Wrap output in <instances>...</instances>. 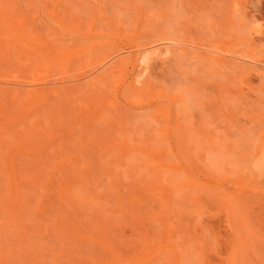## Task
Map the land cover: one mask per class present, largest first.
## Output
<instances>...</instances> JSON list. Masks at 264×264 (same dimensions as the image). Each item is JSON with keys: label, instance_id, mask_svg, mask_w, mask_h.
Masks as SVG:
<instances>
[{"label": "rangeland", "instance_id": "374dc122", "mask_svg": "<svg viewBox=\"0 0 264 264\" xmlns=\"http://www.w3.org/2000/svg\"><path fill=\"white\" fill-rule=\"evenodd\" d=\"M250 146L264 0H0V264H264Z\"/></svg>", "mask_w": 264, "mask_h": 264}, {"label": "bare ground", "instance_id": "6f19581e", "mask_svg": "<svg viewBox=\"0 0 264 264\" xmlns=\"http://www.w3.org/2000/svg\"><path fill=\"white\" fill-rule=\"evenodd\" d=\"M262 38H263V37H262ZM194 45H195V44H194ZM197 47H198V46H197ZM198 48H199V47H198ZM164 50H167V49H164ZM167 51H168V50H167ZM158 52H159V50H157V49L154 50V49H153L152 52H151L150 54H152V55H154V54L158 55V54H159V55H160V52H159V53H158ZM163 53H164V52H163ZM166 53H167V52H166ZM166 53H165V54H166ZM169 53H170V52H169ZM169 53H168V54H169ZM156 55H155V56H156ZM159 55H158V56H159ZM166 56H167V55H166ZM104 57H105V56H104ZM104 57H103V58H104ZM166 58H167V57H166ZM210 58H212V60H214V62H217V63H222V61H223L222 58H221L220 56H213V55H211ZM148 59H149V58H148ZM148 59H147L146 61H149ZM105 60H106V58L103 59L102 61L104 62ZM161 60H162V59H161ZM99 62H100V61H99ZM103 62H102V64H103ZM115 62H116V61H115ZM100 63H101V62H100ZM100 63H99V64H100ZM112 64H113V63H112ZM145 64H146V67H148L147 65L149 64V62H148V64H147V63H145V60H144V63H142V65L144 66ZM149 65H150V64H149ZM149 68H150V67H149ZM113 69H115V68H113ZM113 69H112V70H113ZM116 69H117V68H116ZM140 69H141V67H140ZM142 69H144V67H143ZM108 70H109V69H108ZM145 70L148 71V68H146ZM141 71H142V70H141ZM99 72H100V71H99ZM104 72H106V74H107L108 71L105 70V71H103V73H100V74L94 76L93 81H92V80H91V81H92L93 83L96 82V84L99 85L97 82H98V81L100 82L101 79L104 78V76L106 75V74H104ZM137 72H138V71H137ZM142 72L145 73L144 71H142ZM142 72H141V73H142ZM97 73H98V72H97ZM146 73H148V72H146ZM146 73H145V74H146ZM134 74H135V73H134ZM143 75H144V74H143ZM133 76H134V75H133ZM135 76H136V75H135ZM138 76H139V74H138ZM144 76H145V75H144ZM144 76H143V77H144ZM146 76H147V75H146ZM130 77H131V76H130ZM141 77H142V75H141ZM141 77H140V78H141ZM138 78H139V77H138ZM138 78H137V77H135V78L133 77L131 80H129L130 82L127 83V85H128L127 88H128V90H129V91H128L129 94H130L131 92H132L131 94H133L132 97L128 98V101H129V99H131L133 102H135V103H132V101L130 102V103H132V105H134V106H135V104H137V106H139L142 102L145 101V97L142 98V99H144V100H142V99H140L142 95H140V94L138 95L137 93H133V91H132V90H134V88L136 87V85H139V84H136V83H140V82L142 81V80H139ZM144 79H145V78H143V80H144ZM103 81H104V80H103ZM79 83H80V82H79ZM74 84H75V83H74ZM77 84H78V83H77ZM88 84H90V82H89ZM91 84H92V83H91ZM102 84H103V82H102ZM135 84H136V85H135ZM100 85H101V84H100ZM91 86L93 87V88H92V87H91V88L95 90V88H94L95 85L93 86V84H92ZM64 87H65V86H62L61 88H58L56 91L53 92V94H55L56 96H60V95L63 96V95H65L66 97H68V94H71V93H73L74 91H78V90H82V89H84V88L81 89V87H80L79 84L76 85V86H73L72 88H69V89H68L67 86H66L67 89L64 88ZM69 87H71V86H69ZM43 88H44V87H43ZM43 88H41V87H40V89H35V88L33 89V88H31V90H30V89L28 90V93H29L28 95H29L30 97H32L33 99H39V100H43V99H44V100H45L46 96L49 94V92H51V90H49V89H48V90H45V89H47V88H45V89H43ZM86 88H87V87H86ZM102 88H103V87H102ZM136 88H137V87H136ZM136 88H135V89H136ZM123 90H124V89H123ZM99 92H100V91H99ZM125 92H126V91H125ZM60 93H61V94H60ZM77 93H78V92H77ZM129 94H128V95H129ZM94 96H95V95H94ZM100 96H101V95H100ZM130 96H131V95H130ZM174 96H175V97H174ZM174 96L172 97V98H173L172 101H171V100H170V101H166V102H168V103H171V106H169V104H166V106L168 105V106L170 107V108H169L170 110L173 109L172 106H173V107H175V105H178V106H179L180 103H181L180 100L178 99L180 103L175 104V103H177V100L175 101L174 98H175V99L178 98V97H177L178 95L176 94V95H174ZM128 97H129V96H128ZM142 97H143V96H142ZM90 98H91V97H90ZM172 98H171V99H172ZM135 99H139L140 102L136 101ZM180 99L183 100V98H181V96H180ZM141 100H142V101H141ZM153 100H155V99L150 100V104H151V102H152ZM182 100H181V101H182ZM98 101H99V100H98ZM174 101H175V103H174ZM147 102H148V101H147ZM153 102H154V101H153ZM153 102H152V103H153ZM156 102H157V101H156ZM160 102H162V101H159V104H161ZM172 102H173V103H172ZM163 103H164V102H163ZM182 103L184 104V102H182ZM142 104H143V103H142ZM146 104H149V103H146ZM157 104H158V102L156 103V106L160 108V106H158L159 104H158V105H157ZM172 104H175V105H172ZM181 105H182V104H181ZM181 105H180V106H181ZM161 106H162V105H161ZM163 106H164V105H163ZM166 106H165V107H166ZM157 107H156V109H157ZM167 108H168V107H166V109H167ZM160 109H161V108H160ZM158 110H159V109H158ZM170 110H168V111H170ZM173 110H174V109H173ZM159 111H161V110H159ZM171 112L173 113V111H171ZM166 113H167V114H165V115H166V118H167V117H170L169 112H166ZM172 113H171V114H172ZM167 115H169V116H167ZM175 122H176V121H175ZM176 124H177V122H176ZM176 124H175V125L173 124V125H174V131H173V129H172V133H171V131L169 132V128H166V129H164V130L162 131V133L160 134V135L162 136V139H163V140H167V141H166L167 143L170 142L169 144H171V142L174 141V140H175V142H176V140L179 141L178 139H175V138H176L175 136L178 135V134H179V135L177 136V138L181 136V137H180V141H183V140L186 141L187 135L191 134V133H188V132L186 133V131H184L185 129H182L183 125L181 126V124H180V125H179V124L176 125ZM175 127H176L177 129H176ZM161 129H162V128H161ZM156 131H157V130H156ZM168 132H169V133H168ZM173 139H174V140H173ZM152 140H153V139H152ZM171 140H172V141H171ZM185 141H184V142H185ZM253 141H254V140H253ZM253 143H255V142H253ZM158 146H160V145H158ZM169 146H170V145H169ZM253 146H254V145H253ZM170 147H172V145H171ZM250 147H251V146H250ZM250 147H249V148H250ZM94 148H95V147H94ZM252 148H253V147H251V149H252ZM96 150H97V149H96ZM252 150H253V149H252ZM249 152H253V154H252V153H249ZM160 153H161V155H159ZM165 153H167V152H165ZM247 153H249L250 155L252 154V155H251L252 157H250V155H249V157H248V158H251V160L248 159V158H246V159H247V163L251 162V164L249 163V166L251 165L252 168H259L260 166L264 165V154H263V153H264V149L261 148V149L259 150L258 147H255L253 151H251V150L249 149V151H248ZM152 154H153L152 157H154V156L156 157V156L159 155L158 157H156V160H157V161H155V162H156V164H157V162H158V164H160V165L162 166V164L164 163V160H162V161H163V163H162L161 158H159L160 156H161V157L163 156V155H162L163 153L161 152V150H160V152H159V150H157L156 153L153 151ZM154 154H155V155H154ZM155 157H154L153 160H155ZM199 157H200V156H199ZM248 161H249V162H248ZM207 162H208V161H206V164H207ZM158 166H159V165H158ZM163 166H165V165L163 164ZM249 166H248V167H249ZM163 168H164V167H163ZM248 169H249V168H248ZM184 171L187 172V170H184ZM251 172H252V169H251ZM248 173H249V172H248ZM189 174H190V173H189ZM192 180H193V179H192ZM192 184H193V183H192ZM67 186H68V185H67ZM62 187H63V186H62ZM67 188H68V187H67ZM64 189H65V188H64ZM169 201H170V200H169ZM164 203H165V202H164ZM168 203H169V202H168ZM235 203H236V202H235ZM163 205H164V204H163ZM165 205H166V203H165Z\"/></svg>", "mask_w": 264, "mask_h": 264}]
</instances>
